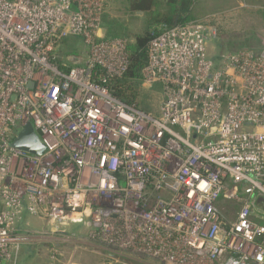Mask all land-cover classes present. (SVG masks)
Segmentation results:
<instances>
[{
    "label": "built area",
    "instance_id": "1",
    "mask_svg": "<svg viewBox=\"0 0 264 264\" xmlns=\"http://www.w3.org/2000/svg\"><path fill=\"white\" fill-rule=\"evenodd\" d=\"M106 2L0 0V264L26 215L85 225L103 264H264V46L214 60L200 21L153 36L155 116L105 87L128 68ZM27 124L41 155L13 146Z\"/></svg>",
    "mask_w": 264,
    "mask_h": 264
},
{
    "label": "rangeland",
    "instance_id": "2",
    "mask_svg": "<svg viewBox=\"0 0 264 264\" xmlns=\"http://www.w3.org/2000/svg\"><path fill=\"white\" fill-rule=\"evenodd\" d=\"M193 11L195 21L206 24L216 33L207 40L208 55L214 60L222 53L251 47L249 44L253 42L261 44L264 40V17L261 16L264 0H194ZM104 14L126 27V33L132 37L149 23V17L144 14L130 12L127 0H107ZM128 40L131 42V37ZM73 44L77 50L84 49L78 39L65 41L67 48ZM153 87L143 81L137 102L145 112L158 116L162 90ZM19 229L29 237L10 264H103L106 261L103 255L92 252L89 245L82 242L88 233L85 225L68 223L66 234L57 233L55 226L43 216L28 215L24 230Z\"/></svg>",
    "mask_w": 264,
    "mask_h": 264
},
{
    "label": "trees",
    "instance_id": "3",
    "mask_svg": "<svg viewBox=\"0 0 264 264\" xmlns=\"http://www.w3.org/2000/svg\"><path fill=\"white\" fill-rule=\"evenodd\" d=\"M127 2L132 14H144L149 17V23L143 30L139 31V34L132 37L126 33V27L123 28L121 24L103 13L102 26L105 30V39L125 40L128 57V68L125 74L122 77L106 75L105 87L114 98L144 111L139 107L137 101L143 84V70L148 62L149 43L153 36L165 30L195 21L194 0H127ZM261 16L264 17V12L261 13ZM130 37L131 42L128 40ZM153 88L161 90L159 85H155ZM235 209H238L237 205Z\"/></svg>",
    "mask_w": 264,
    "mask_h": 264
},
{
    "label": "water",
    "instance_id": "4",
    "mask_svg": "<svg viewBox=\"0 0 264 264\" xmlns=\"http://www.w3.org/2000/svg\"><path fill=\"white\" fill-rule=\"evenodd\" d=\"M69 61L74 65H79L81 63V59L77 57H71L69 58ZM13 146L19 150L34 155H41L45 150L44 145L41 143L31 124H27L23 128L18 137L15 139ZM2 264H6V261H3Z\"/></svg>",
    "mask_w": 264,
    "mask_h": 264
},
{
    "label": "crops",
    "instance_id": "5",
    "mask_svg": "<svg viewBox=\"0 0 264 264\" xmlns=\"http://www.w3.org/2000/svg\"><path fill=\"white\" fill-rule=\"evenodd\" d=\"M249 46H251L250 48H253V49H260L261 47L264 46V40L261 41V44H260V43H257V42H253V43H250ZM245 47H247V46H245ZM245 47H243V48H245ZM236 51H237V50H236ZM231 52H234V51H231ZM27 216H28V215H26V216L24 217V220L19 224V227H20L21 229H23V226H24V223H25V220H26ZM23 230H24V229H23Z\"/></svg>",
    "mask_w": 264,
    "mask_h": 264
}]
</instances>
